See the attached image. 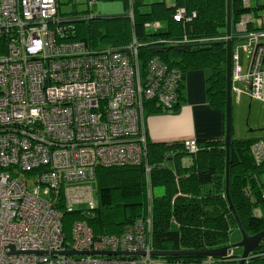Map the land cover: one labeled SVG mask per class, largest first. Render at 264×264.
<instances>
[{"label": "built area", "instance_id": "2783aa9c", "mask_svg": "<svg viewBox=\"0 0 264 264\" xmlns=\"http://www.w3.org/2000/svg\"><path fill=\"white\" fill-rule=\"evenodd\" d=\"M183 17L178 11L176 19ZM60 25L59 0H0V264H221L150 256V215L113 237H97L77 222L65 246L61 201L69 212L85 204L94 210L92 188L79 183L93 181L98 168L149 170L144 104L174 109L180 77L160 60H151L144 75L136 43L95 52L84 42H61ZM235 41L247 43L232 46V84L248 85L252 101L264 107V17L243 15ZM241 49L250 56L246 73ZM196 145L185 142L193 153ZM252 153L263 161L264 141Z\"/></svg>", "mask_w": 264, "mask_h": 264}, {"label": "trees", "instance_id": "16d2710c", "mask_svg": "<svg viewBox=\"0 0 264 264\" xmlns=\"http://www.w3.org/2000/svg\"><path fill=\"white\" fill-rule=\"evenodd\" d=\"M99 1L122 3L124 15L87 17L88 8L66 19L59 9L61 42H84L92 50L104 43H108L107 49L119 50L136 43L144 75L151 60H160L168 72L179 75L173 110L185 101L187 73L209 70L208 102L213 109L226 111L228 0H160L152 5L145 0H88L87 4ZM147 6L148 11L143 10ZM255 10L245 8L241 0H232V23L245 14L259 17ZM178 11L184 12L183 18L176 19ZM154 24L158 28L148 26ZM187 47L191 48L183 50ZM144 109L147 118L170 111L156 101L146 102ZM261 140L235 139L232 115L229 192L225 139L198 141L195 153L188 151L185 143H149L148 171L144 165L98 168L90 181L97 183L98 208L69 212L62 201L59 205L65 246L72 243L77 222L88 223L97 237H113L149 215L153 250L158 253L207 252L230 246L232 231L239 229L236 218L248 236L264 232V160L258 162L252 153ZM182 158L188 159L186 166L181 164ZM156 188H163V195L153 194ZM240 258L231 251L228 258L217 260L239 264ZM155 259L191 263L206 258ZM246 264H264V240Z\"/></svg>", "mask_w": 264, "mask_h": 264}, {"label": "crops", "instance_id": "0c3cea01", "mask_svg": "<svg viewBox=\"0 0 264 264\" xmlns=\"http://www.w3.org/2000/svg\"><path fill=\"white\" fill-rule=\"evenodd\" d=\"M261 1L262 0H249V5H251V8L256 9L255 11L259 17H264L262 14V12H264V1ZM252 13H254V11ZM237 24L238 22L235 24L232 23V34H237ZM237 43L245 45L247 42L235 41L232 46H238L236 45ZM248 58L250 67L249 53ZM209 76V70L188 72L184 82L185 101L182 105L177 110L172 109L170 111H165L161 115L148 118L145 117L144 128L147 132L150 144L165 145L185 143L188 141L198 142L206 139H225L226 112L213 109L208 102L206 83ZM231 95L232 115L233 118H236L235 122L233 119L234 138L243 140L248 138H259L252 135L255 134V132L264 131V129H258V124H261L260 122L264 123V107L252 101L250 88L246 84H232ZM246 99L249 100L248 108H246ZM244 119L246 121V126L244 127H248V131L246 128H242ZM253 121L256 122V124H253ZM262 139L261 141H264V138ZM184 159L185 158L181 159V164L183 163L186 165ZM170 162H172L171 159L169 160V163Z\"/></svg>", "mask_w": 264, "mask_h": 264}, {"label": "water", "instance_id": "95a60500", "mask_svg": "<svg viewBox=\"0 0 264 264\" xmlns=\"http://www.w3.org/2000/svg\"><path fill=\"white\" fill-rule=\"evenodd\" d=\"M227 38L225 46L227 49V106H226V151H227V192H229V159H230V145H231V123H232V63H231V51H232V0H228V16H227ZM191 47H187L183 50H189ZM262 131V130H261ZM229 196V195H228ZM233 209V206L231 204ZM234 211V209H233ZM239 230L242 234V240L240 243L234 246H227L224 248H219L207 252H178V253H158L151 252L150 256L153 258H168V257H181V258H215V259H226L229 257V253L235 249H243V254L239 259V264H246L250 259V255L255 249L259 247L261 242L264 240V232L256 236H248L243 229V226L236 218ZM58 255L69 256V255H80V256H144L145 253H97V252H77V251H61L56 253Z\"/></svg>", "mask_w": 264, "mask_h": 264}, {"label": "rangeland", "instance_id": "374dc122", "mask_svg": "<svg viewBox=\"0 0 264 264\" xmlns=\"http://www.w3.org/2000/svg\"><path fill=\"white\" fill-rule=\"evenodd\" d=\"M87 1L88 0H59L60 13H61V15H64V17L66 19H67V17L73 18V16H71V14H73V13L78 14V12L81 13L88 8L90 9V14H88L87 17L94 15V16L103 17V18H105V17L110 18V17L122 16L125 13V10H124L122 3H118V2H116V3H104L102 1H99L96 3L92 2L88 5ZM157 1H160V0H145V3L148 5H152L153 3H156ZM263 1L264 0H262L261 2H263ZM148 9H149L148 6L143 8V10H145V11H148ZM262 14L264 15V12H262ZM84 16H85V14H84ZM123 24L130 26L132 23L130 21H123ZM233 35H235V34H233ZM236 45H242V44L237 43ZM107 48H108V43H104V44H102V46H100L99 49H97V50L93 49V51H95V52L104 51ZM240 59H241L243 72L246 73L248 71V67H249L248 52H244L241 49L240 50ZM246 101H247L246 108H248L249 107V100L246 99ZM233 119L235 122L236 118L234 117ZM260 123H262V122H260ZM253 124H256V122L253 121ZM244 126H246L245 119H244V123H242V128L243 129L246 128V130L248 131V127H244ZM252 136L264 138V131L263 132H255V134H253ZM237 139H239V138H237ZM170 163L173 167H175L174 162H170ZM184 163L188 164V159L185 158ZM34 186L35 185L30 183V187L33 188ZM79 186L92 188L94 206H95V208H98L99 207V197H98V192H97L96 181H94V182H89V181L88 182H82V183H79ZM154 193L156 196H161L164 193V189L163 188H156L154 190ZM75 210H84L87 212V211H90L91 209H90L89 204H85V205H81V206H76ZM241 240H242V234L238 228H235L230 235L229 245L230 246L237 245L238 243L241 242ZM232 252H234V254H236L238 257H241L243 254V249L242 248L235 249V250H232Z\"/></svg>", "mask_w": 264, "mask_h": 264}]
</instances>
